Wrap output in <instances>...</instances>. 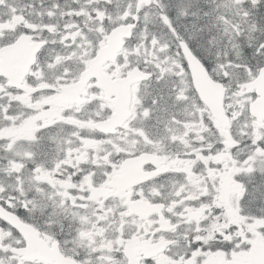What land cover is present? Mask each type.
<instances>
[{
    "label": "snow or ice",
    "instance_id": "1",
    "mask_svg": "<svg viewBox=\"0 0 264 264\" xmlns=\"http://www.w3.org/2000/svg\"><path fill=\"white\" fill-rule=\"evenodd\" d=\"M0 264H264V0H0Z\"/></svg>",
    "mask_w": 264,
    "mask_h": 264
}]
</instances>
